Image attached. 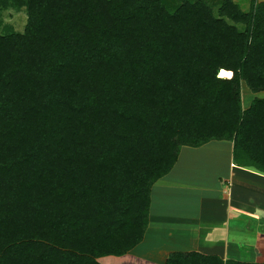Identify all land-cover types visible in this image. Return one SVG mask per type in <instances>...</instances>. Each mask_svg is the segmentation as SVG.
Instances as JSON below:
<instances>
[{"label":"trees","instance_id":"16d2710c","mask_svg":"<svg viewBox=\"0 0 264 264\" xmlns=\"http://www.w3.org/2000/svg\"><path fill=\"white\" fill-rule=\"evenodd\" d=\"M0 264H99L138 245L182 146L264 175V2L0 0ZM237 25H242L239 30ZM163 264H264L170 252Z\"/></svg>","mask_w":264,"mask_h":264},{"label":"crops","instance_id":"0c3cea01","mask_svg":"<svg viewBox=\"0 0 264 264\" xmlns=\"http://www.w3.org/2000/svg\"><path fill=\"white\" fill-rule=\"evenodd\" d=\"M243 90L246 93L241 99ZM239 96L241 108L246 109L252 98H262L264 92L252 94L240 83ZM173 202L170 214L174 218L170 217L172 221L167 224H174V248L155 251L159 264L170 252L264 262V175L236 166L231 142L212 140L199 147L179 148L172 169L150 188L145 232L127 255L147 245L150 234L170 235L168 230L151 229V223L153 213L164 215ZM154 223L164 222L157 219ZM230 231L239 235L230 237Z\"/></svg>","mask_w":264,"mask_h":264},{"label":"rangeland","instance_id":"374dc122","mask_svg":"<svg viewBox=\"0 0 264 264\" xmlns=\"http://www.w3.org/2000/svg\"><path fill=\"white\" fill-rule=\"evenodd\" d=\"M210 3H212L214 6L212 7L213 13L215 14V11L218 7L217 2L219 0H208ZM233 3L237 4L238 7L241 9V11L246 12L249 9L250 3L253 2H264V0H231ZM26 22V14L24 11L23 7H13L11 5H8L7 7L3 8L0 7V35L1 34H6L9 32H14V33H21L23 31L24 25ZM237 28L239 30L243 29L242 25H237ZM242 93V98H244V94L246 93L244 90L241 92ZM240 94V92H239ZM240 99V100H241ZM170 198H174V196L170 195ZM173 200H171L172 202ZM154 212V206L152 209ZM174 210V202L169 208H167V212L165 214L159 213H153L152 214V223L151 229L156 227V230H168L170 235H168V232L166 233L167 236H162L163 233L159 232L156 233L155 235L150 234L148 237V243L147 245L139 250H136L132 254H124L122 256H106V257H101L98 258L97 261L99 264H157L155 262L152 263L151 260H155L160 263V260L155 258L156 253L158 249L165 250L169 249L171 250L174 248V224H167L168 222L170 223L172 219L171 212ZM174 218V217H173ZM157 219H161L162 222L164 223H154ZM244 219V218H243ZM241 223V222H240ZM242 224V223H241ZM163 225V226H162ZM160 228V229H158ZM153 230V231H154ZM163 231V230H162ZM232 235H239L238 232L234 233L232 231L229 232V236L231 237ZM151 259V260H148Z\"/></svg>","mask_w":264,"mask_h":264}]
</instances>
